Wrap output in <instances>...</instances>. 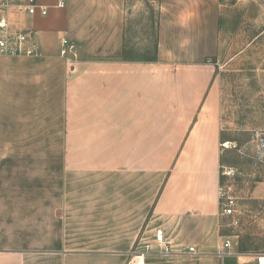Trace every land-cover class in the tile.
I'll return each mask as SVG.
<instances>
[{
    "label": "crops",
    "instance_id": "crops-1",
    "mask_svg": "<svg viewBox=\"0 0 264 264\" xmlns=\"http://www.w3.org/2000/svg\"><path fill=\"white\" fill-rule=\"evenodd\" d=\"M37 2L8 28L39 54L0 55V264L248 260L219 207L220 0H159L155 60L127 57V0Z\"/></svg>",
    "mask_w": 264,
    "mask_h": 264
},
{
    "label": "rangeland",
    "instance_id": "rangeland-1",
    "mask_svg": "<svg viewBox=\"0 0 264 264\" xmlns=\"http://www.w3.org/2000/svg\"><path fill=\"white\" fill-rule=\"evenodd\" d=\"M220 41L215 80L221 90L222 163L236 170L239 224L224 229L245 253L264 254V162L256 161L255 137L264 138V0H220ZM127 57L155 53L159 0H127Z\"/></svg>",
    "mask_w": 264,
    "mask_h": 264
},
{
    "label": "built area",
    "instance_id": "built-area-1",
    "mask_svg": "<svg viewBox=\"0 0 264 264\" xmlns=\"http://www.w3.org/2000/svg\"><path fill=\"white\" fill-rule=\"evenodd\" d=\"M65 6L64 0H57L56 7L63 8ZM24 12L29 16L40 15L44 17L47 15V8L40 5L37 0H0V55L2 56H36L38 55L37 46L32 42V32H18L11 33L8 26V16L13 11ZM61 56L66 61L70 62L68 54H74V46L66 39H62ZM255 151L254 155L256 161L264 162V138L257 134L255 137ZM219 207L220 216L229 219V226H237L239 224L238 198L235 195V179L236 170L232 167L219 166ZM155 247L157 252L168 253L170 251V244L160 232L156 233L154 237ZM230 240L226 238L223 243V249H230ZM153 248V244L146 242L143 244V251L149 252ZM193 252L192 248H188ZM142 254V253H141ZM229 256L237 258H247L246 261H240L238 264H264L263 253H230Z\"/></svg>",
    "mask_w": 264,
    "mask_h": 264
},
{
    "label": "trees",
    "instance_id": "trees-1",
    "mask_svg": "<svg viewBox=\"0 0 264 264\" xmlns=\"http://www.w3.org/2000/svg\"><path fill=\"white\" fill-rule=\"evenodd\" d=\"M147 60H155V55H154L151 59H147ZM238 249H239L240 252H247V251H245V249L242 248L241 246H239Z\"/></svg>",
    "mask_w": 264,
    "mask_h": 264
}]
</instances>
